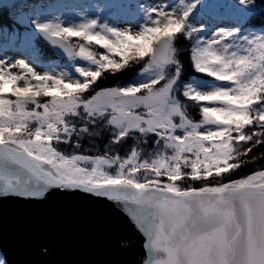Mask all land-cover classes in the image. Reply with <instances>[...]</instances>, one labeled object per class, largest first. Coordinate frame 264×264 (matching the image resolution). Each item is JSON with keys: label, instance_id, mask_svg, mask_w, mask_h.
Returning a JSON list of instances; mask_svg holds the SVG:
<instances>
[{"label": "snow or ice", "instance_id": "obj_1", "mask_svg": "<svg viewBox=\"0 0 264 264\" xmlns=\"http://www.w3.org/2000/svg\"><path fill=\"white\" fill-rule=\"evenodd\" d=\"M60 2L79 22L63 26L45 8L32 27L86 65L73 63L74 77L0 59V197L106 199L144 237L138 264H264V165L238 171L264 148V27H241L264 15V0H106L92 17ZM122 19L139 30L108 23ZM178 34L191 40L194 71L212 79L182 78Z\"/></svg>", "mask_w": 264, "mask_h": 264}, {"label": "water", "instance_id": "obj_2", "mask_svg": "<svg viewBox=\"0 0 264 264\" xmlns=\"http://www.w3.org/2000/svg\"><path fill=\"white\" fill-rule=\"evenodd\" d=\"M38 35L56 57L68 59ZM143 242L126 213L106 199L59 191L41 199L0 197V253L6 264H138ZM41 243L49 255L41 254Z\"/></svg>", "mask_w": 264, "mask_h": 264}, {"label": "rangeland", "instance_id": "obj_3", "mask_svg": "<svg viewBox=\"0 0 264 264\" xmlns=\"http://www.w3.org/2000/svg\"><path fill=\"white\" fill-rule=\"evenodd\" d=\"M38 1L39 0H14L7 4L12 17H15V19L18 21V24H19V26L17 27L18 28L17 32H16V34L19 33V38L16 36L17 40L19 41V46H13L11 42L7 45L3 43V48L0 49V51L3 52V53H0V59L7 58V59L12 60L13 62L16 59H25L26 62L30 63V66L34 67V69L38 72L53 71V70L60 71L61 68H64L65 70L69 71L74 77H78V74L75 73L74 71V67H72L71 65L74 63L77 65L85 66L86 62L81 60L80 58H77L75 62H73L70 59L63 60V61L62 60L60 61L57 59L55 62L49 60L47 64H43L42 62L37 63L30 59L29 52H28L30 50L28 49L26 44L30 43V46L33 45V47H31L32 50L33 48L36 49L32 41L34 40L36 36H38L32 27L31 21L33 18H37V19L47 18L39 14V8L35 9L36 3H38ZM43 1L44 0H41L39 1V3ZM132 2L137 3V4H149V5L155 6L157 4H165V3L172 4L176 2V0H132ZM230 2L236 3L238 2V0H232V1L230 0ZM46 3H48V6H46L45 8L49 9L51 13H55V14L63 13V16H62L63 26H68L70 22H79L80 17L73 15L71 12H69L68 7H66L65 4L60 5V7L56 9L52 5V3H50V0H48V2ZM105 3H106V0H78V3L76 4V6L79 7L81 10L87 9L86 14L89 17H92V16H95L96 14V9L92 5L93 4L103 5ZM197 7H199V5H197ZM108 23L120 29H123L125 27H135L137 31L139 30V24L134 23L131 20L122 19V20L116 21L115 23L109 20ZM231 24H232L231 21L223 20V21H220L216 26L217 27H229L231 26ZM241 27L251 28V27L246 26V24H243ZM256 29H259V28H256ZM213 30H215V28ZM0 38H3V37L0 36ZM76 39L77 38H74V40ZM4 41L5 40L3 38V42ZM94 49L100 52L105 51L96 46H94ZM36 51L38 52V50ZM9 71H16L17 73H19V69H9ZM193 77H199L202 79H212L210 77H207L205 74L199 73L198 75L193 74V76H190L188 79H184V80H189ZM19 83L21 82H18V84ZM192 116L194 119L198 118V112L195 110ZM0 258L3 259V256L1 253H0Z\"/></svg>", "mask_w": 264, "mask_h": 264}, {"label": "trees", "instance_id": "obj_4", "mask_svg": "<svg viewBox=\"0 0 264 264\" xmlns=\"http://www.w3.org/2000/svg\"><path fill=\"white\" fill-rule=\"evenodd\" d=\"M41 1V0H39ZM36 3V8L35 9H45L46 6H48V0H44L41 3ZM256 3H260L261 0H255ZM50 3H52V5L57 9L60 7V5H63L65 3L60 2V0H50ZM246 26L251 27L253 29L256 28H261L264 27V15H256L253 16L251 18L248 19V21L245 23ZM19 26L18 21L15 19V17H12L8 5L7 4H3L2 6H0V36H2L4 38V44H9L10 43V38L15 37L16 36L19 38V33L16 34L17 32V27ZM7 36V38H6ZM73 41L74 38H72ZM34 43V46L36 47V49L32 48L33 45L30 46L29 44H26V46L28 47V49L30 51L29 52V57L32 61L35 62H42L43 64H47L48 61H53L55 62V58L54 56L51 54V52L49 51V49L46 47V45L40 40V38L38 36H36L34 38V40L32 41ZM176 43L178 45H180L181 47V51H180V60L183 64L184 67V72L182 73V78L183 79H188L190 76H193V74L198 75L199 73L195 72L192 64H191V60H190V47H191V40L187 39L185 37H183L182 34H178V39L176 41ZM13 46H19V41L17 40V43L12 44ZM95 46V45H94ZM93 46V48H94ZM99 47V46H96ZM38 50V52L36 51ZM95 50V49H94ZM36 51V53H35ZM116 59H119V57H116ZM145 59H147V57H145ZM132 62L129 61V64H131ZM138 69H139V65H136L134 68H128L127 66L124 69L125 75L124 77L119 81V83H124L126 82V80L130 79L131 77L135 76L138 74ZM100 82V78H98L97 83ZM117 82L116 81H107L105 82L104 86H116ZM195 110L198 112V116H199V111L198 108H193L191 110V114L193 115V113L195 112ZM107 139V136H105V140ZM105 141H99V143L102 145ZM85 144H87V140L84 141ZM243 143V142H241ZM121 155L125 154L124 149H121L120 152ZM253 155H256L258 157V160L255 163H250L248 164L247 167H241L238 171H239V175H245L248 174L250 171L254 170V169H258L261 165H264V148H261L260 145H256L255 149L252 153ZM234 178H238V177H234Z\"/></svg>", "mask_w": 264, "mask_h": 264}]
</instances>
